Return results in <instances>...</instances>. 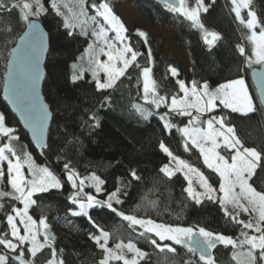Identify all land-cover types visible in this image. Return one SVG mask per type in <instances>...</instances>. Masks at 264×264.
Instances as JSON below:
<instances>
[{
	"label": "snow or ice",
	"instance_id": "6c2138e0",
	"mask_svg": "<svg viewBox=\"0 0 264 264\" xmlns=\"http://www.w3.org/2000/svg\"><path fill=\"white\" fill-rule=\"evenodd\" d=\"M229 3L235 21L241 26V42L235 45V51L242 58L243 67L237 69L236 78L214 88L207 81L199 84L193 81L189 87L184 80L177 78V69L170 67L168 71L175 79L178 93L168 97L160 94L153 78L151 50L146 55L147 66H142L138 57L144 54L131 43L128 29L115 14L110 0H0V13L11 15L16 12V21L24 29L7 53V70L3 73L4 99L11 104L42 154L50 148L46 133L51 117L48 106L39 95L40 81L44 76L41 62L48 50V33L42 23L55 21L57 31L63 28L62 35L71 38L85 36L91 41L80 57L81 62L71 66L73 84L84 80L85 74L90 72L89 83L94 84L96 93L103 94L115 90L130 68L138 70L137 84L142 83V88L137 95L143 105L134 103L131 107L145 120L152 114L151 108H166L167 111L160 115L164 129H176L185 152L195 149L199 153L203 165L218 177V186L210 182L212 177L174 155L163 141L158 147L169 162L159 168V173L168 180L180 173L187 181V186L182 189L187 200L196 206L205 202L218 205L223 218L240 229L239 236L233 238L199 225L185 227L125 214L114 207V204L124 203L122 187L106 193V199H97V195L86 190L94 189L95 194L105 191V180L95 173L81 177L68 161L63 164V173L58 175L48 166L37 164L28 150L18 152L16 144L21 137L17 129L10 126L7 114L0 112V164H6V169L0 167V184L9 189H0V210L6 207L2 202L5 199L13 202L3 217L5 227L0 229V264H35L37 255L46 249L50 250L46 264H65L64 249H57V238L50 230L48 218L41 215L37 220L30 214V209L37 205L34 197L61 190L65 183L73 189L69 199L79 209L70 211V215L86 217L97 229L98 234H89V239L102 252L97 264H112L114 261L141 264L149 259V254L131 239L109 247L110 233L96 225L90 215L89 210L95 208H107L126 221L133 231L139 228V236L160 253L176 254L175 246H181L198 257L195 262L189 259L182 264H216L213 250L220 245L226 249L230 246L231 260L235 264H264V189L257 190L252 183L258 170L264 172V147L246 146L235 126L229 122L231 114L248 117L259 112L264 115V19L258 17L253 0H229ZM163 4L170 13L183 17L190 27L197 29L210 50L222 38L202 22L201 14L207 13L210 7L205 0H194L191 4L189 0H163ZM7 31L11 33V27ZM136 36L144 45L149 43L144 31L137 30ZM247 69H251L256 77L255 97L246 76L239 75ZM111 99V95H103L99 107L111 106ZM217 109L221 115L215 114ZM174 117H186L187 123L178 126L172 122ZM89 120L93 122L90 127H99L95 114L89 116ZM130 176L134 180L140 179L134 169ZM123 195L126 196L127 192L123 191ZM150 204L156 206L154 201ZM241 213L249 219H240Z\"/></svg>",
	"mask_w": 264,
	"mask_h": 264
},
{
	"label": "trees",
	"instance_id": "16d2710c",
	"mask_svg": "<svg viewBox=\"0 0 264 264\" xmlns=\"http://www.w3.org/2000/svg\"><path fill=\"white\" fill-rule=\"evenodd\" d=\"M116 1L118 0H110V3ZM189 2L191 4L194 0ZM127 3L152 24L163 28L174 24L178 42L188 56L192 74L180 60L163 54V40L160 35L148 39L149 43L144 45L136 36L137 31L128 33L136 50L144 54L138 57V62L142 66H147L146 55L148 50H151L152 75L158 83L161 95L171 97L178 93L175 79L169 76L170 67L176 68L177 78L187 84L191 81L198 84L207 81L212 86L236 78L237 69L243 67L242 58L235 51V45L241 42V26L230 11L229 0H215L214 4L211 1L209 11L201 14L205 27L218 32L222 37L211 50L203 43L201 33L197 29L190 27L189 22L183 17L170 13L164 4L155 3L153 0H127ZM253 8L257 11L258 17L264 19V0H253ZM42 26L48 33L49 40L42 93L52 114L46 134L50 148L45 149L44 154L33 146L1 95L7 53L23 29L16 21V12L11 15L0 13V112L7 114L10 126L16 128L17 134L21 137L20 142L16 144L17 151L28 150L37 164L48 166L58 175L63 173V164L68 161L81 177L95 173L105 180L103 186L105 191L98 195L102 200L105 199L106 193L114 191L118 186L122 187V192L126 191L127 195L122 194L124 203L115 206L125 214L185 227L199 225L213 232L238 237L239 227L223 218L218 205L205 202L201 206H196L194 202L187 200L186 193L182 191L187 183L180 173L172 180L159 173V168L168 163L167 156L158 147L163 141L174 155L199 168L206 176L212 177L210 182L218 186V177L203 165L199 153L195 149L185 152L181 136L176 129L170 131L164 129L160 115L167 111L166 108L162 107L159 110L151 108L152 114L145 120L131 107L134 103L143 105V101L137 95L142 88V83L137 84L138 70L135 67L130 68L126 76L118 82L115 90L103 94L96 93L94 84L89 83L90 72L85 74L84 80L73 84L71 66L73 63L81 62L80 57L87 48L89 38L80 35L75 38L66 37L62 35L63 28L57 31L55 21H51V24L44 22ZM9 27L12 29L11 33L7 31ZM84 66L87 67L86 62ZM250 70L239 72V75L246 76L250 91L255 97L256 93L249 78ZM103 95H111V106L99 107ZM256 103L258 105V99ZM92 114L98 117L99 127L89 126L93 123L89 120ZM215 114L222 113L217 109ZM172 122L183 126L187 123V118L174 117ZM229 122L235 126L237 134L246 146L264 147V115L259 112L248 117L231 114ZM133 169L140 177L139 180L131 178L130 172ZM252 183L257 190L264 189V172L258 170ZM125 185L127 187H124ZM1 187L5 191L9 190L3 184H0ZM72 192L71 186L65 183L61 190L39 194L38 197H34L37 199V205L30 209V214L37 220L41 215L48 218L50 230L57 238V249H64L65 264H97L102 252L89 239L90 233L98 234L97 229L86 217L70 215V211L77 209L69 199ZM152 201L156 202L155 207L151 206ZM2 202L6 207L0 210V229L5 227L3 217L6 211L10 210L8 206L13 203L7 199ZM89 212L95 224L110 233V242L121 240L128 242L131 239L147 252L149 254L147 264H182L184 260L190 259L193 262L198 260L197 256H192L181 246H176V254L160 253L139 236L141 231L139 228L133 231L126 221L107 208L90 209ZM213 255L216 264H235L231 260L230 246L227 249L222 245L218 246L213 250ZM49 256L50 250L46 249L39 253L35 260L42 264ZM112 264L122 262L114 261Z\"/></svg>",
	"mask_w": 264,
	"mask_h": 264
},
{
	"label": "rangeland",
	"instance_id": "374dc122",
	"mask_svg": "<svg viewBox=\"0 0 264 264\" xmlns=\"http://www.w3.org/2000/svg\"><path fill=\"white\" fill-rule=\"evenodd\" d=\"M212 0H205V4L206 5H210V2ZM114 7V11L115 14L122 20V22L125 24L126 28L128 29V33L129 32H133V31H137V30H141L144 31L147 34L148 39H151L155 36L160 35L162 40H163V54L164 55H170V56H174L176 59L180 60L183 65L186 67V69L190 72V74H192V69H191V65L189 60H188V56L185 52V50L183 49L182 45L179 44L178 42V34H177V30L174 26V24H171L169 27H160L159 25H155L150 23L147 18H145L143 15H140L136 9L131 6L130 4L127 3V0H118L116 2H114L113 4ZM246 16V11L243 13ZM112 35V34H110ZM89 38V37H88ZM89 42L90 38H89ZM104 57H102L103 59ZM171 76V74L169 75ZM192 81L190 83H186L187 86L191 87ZM211 87H216V86H212ZM180 95L182 96L183 94L180 93ZM168 157H167V160ZM173 166H174V162H173ZM0 167H4L6 169V164H0ZM187 183V181H186ZM2 190H4V188H0ZM88 189H90V192H92L94 195H97V199L99 198V194H95L94 189L91 188H87L86 190L89 191ZM92 190V191H91ZM123 192L121 193V199H123ZM106 199V197H105ZM102 200V199H100ZM20 207H22V205H20ZM114 207L115 204H114ZM78 207L75 211H78ZM231 211V209H230ZM240 219H243L245 221H247L249 219V217L243 213H241L240 215ZM120 242V241H119ZM117 243V242H115ZM109 241V247H114V244ZM127 243V242H124ZM167 243H171V242H167ZM138 247V245H137ZM176 247V246H175ZM140 248V247H139ZM141 250H143L142 248H140ZM144 251V250H143ZM126 255L131 258V254L127 253V251L125 250ZM122 262V261H121ZM35 264H40L35 260ZM42 264H46L42 263ZM141 264H147V260L145 261H141Z\"/></svg>",
	"mask_w": 264,
	"mask_h": 264
},
{
	"label": "water",
	"instance_id": "95a60500",
	"mask_svg": "<svg viewBox=\"0 0 264 264\" xmlns=\"http://www.w3.org/2000/svg\"><path fill=\"white\" fill-rule=\"evenodd\" d=\"M153 1H155V3H159V4H163V0H153ZM43 27V26H42ZM44 28V27H43ZM24 30V29H23ZM45 30V29H44ZM45 32H46V30H45ZM47 33V32H46ZM21 34H22V32H21ZM19 39V36L17 37V40ZM16 40V41H17ZM15 46V43H14V45L12 46V47H14ZM48 50H49V40H48ZM48 50L44 53V56H43V59H42V62H41V68H42V71H43V74H44V76H43V79L40 81V85H39V95H40V99L43 101V103L46 105V106H48V108H49V111H50V113H51V110H50V107H49V105H48V103L46 102V100H45V98H44V95H43V91H42V87H43V82L42 81H44V77H45V61H46V57H47V54H48ZM7 70V69H6ZM249 78H250V81H251V83H252V85H253V88H254V90H255V93H256V95H257V82H256V77L254 76V75H252V70H250L249 71ZM3 89H4V85H3ZM3 89H2V98H3V100H4V102H5V104H6V106L8 107V109H9V111H11V113L16 117V119H17V121L19 122V126H21L22 127V129L27 133V136L29 137V139H30V141L32 142V144H33V146L39 151V152H41V149L35 144V142L33 141V139H32V137H31V133L30 132H28V130L24 127V125H23V123L22 122H20V118H19V116L15 113V111L12 109V107H11V104L7 101V100H5L4 99V91H3ZM51 118H52V114H51V117H50V119H49V121H48V129H49V126H50V123H51ZM48 129H47V133H48ZM46 133V134H47ZM46 141H47V135H46Z\"/></svg>",
	"mask_w": 264,
	"mask_h": 264
}]
</instances>
